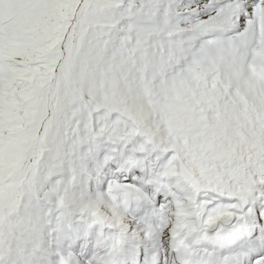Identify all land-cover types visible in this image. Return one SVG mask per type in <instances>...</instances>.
Instances as JSON below:
<instances>
[{"label":"snow or ice","instance_id":"6c2138e0","mask_svg":"<svg viewBox=\"0 0 264 264\" xmlns=\"http://www.w3.org/2000/svg\"><path fill=\"white\" fill-rule=\"evenodd\" d=\"M0 264H264V0H0Z\"/></svg>","mask_w":264,"mask_h":264}]
</instances>
